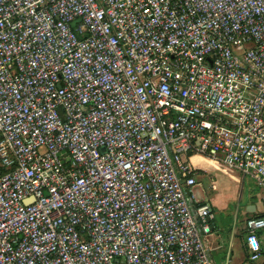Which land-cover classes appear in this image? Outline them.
I'll list each match as a JSON object with an SVG mask.
<instances>
[{
  "label": "built area",
  "instance_id": "2783aa9c",
  "mask_svg": "<svg viewBox=\"0 0 264 264\" xmlns=\"http://www.w3.org/2000/svg\"><path fill=\"white\" fill-rule=\"evenodd\" d=\"M189 153L264 189V0H0V264H215Z\"/></svg>",
  "mask_w": 264,
  "mask_h": 264
},
{
  "label": "rangeland",
  "instance_id": "374dc122",
  "mask_svg": "<svg viewBox=\"0 0 264 264\" xmlns=\"http://www.w3.org/2000/svg\"><path fill=\"white\" fill-rule=\"evenodd\" d=\"M188 163L193 167H200L201 170L204 171L212 170L213 172H216L218 174V180H216L218 191L225 192L231 190L237 192V197L235 200L229 201L226 210L221 211L220 213L214 212V220L217 224V228L213 233L218 235V238L220 239L218 241L221 242L222 246L219 250H210L209 252L210 256L217 261L222 258L220 255H228L230 252L234 257L240 256L241 243L239 231L232 234L230 230L233 228L234 223L235 226H239L241 211L247 209V201L256 202L258 206L259 204H261L260 206H264V189L256 185L250 176L242 175L238 171L229 168L218 161L212 160L203 154L191 153L188 156ZM253 210L254 209L251 211L247 210L246 212L251 213ZM261 230L264 231V227L261 228ZM229 241L230 243H228ZM204 245L206 247L205 241ZM261 256H264V249L262 250Z\"/></svg>",
  "mask_w": 264,
  "mask_h": 264
},
{
  "label": "crops",
  "instance_id": "0c3cea01",
  "mask_svg": "<svg viewBox=\"0 0 264 264\" xmlns=\"http://www.w3.org/2000/svg\"><path fill=\"white\" fill-rule=\"evenodd\" d=\"M194 168H195V175H196V181H197V184L194 187V189L200 199L209 201L212 206L213 215L211 219V230L204 237V241L206 243V249H207L208 255L211 258V260L215 264H259L260 262H262L264 260V256H261L262 250L264 249V231H262L261 229H258L256 231L259 245H260L259 256L255 260H252V261L245 258L247 249H246L245 242H244V233H245L244 218L246 216H250L248 214H257L260 212H264V206H260L261 204H259L258 206L256 202H248V201L247 203L252 204L253 205L252 209L254 210L251 213H247L246 211L247 210L251 211L252 209L242 210L241 211L242 213L240 212L241 216H240L239 226H235V223H234L233 228L230 230L232 234H234L236 231H239L240 243H241L240 256L234 257L232 253L230 252L228 255L227 254L223 256L220 255V257L222 258L218 261L216 259H213L212 256H210V252H209L210 250H219L221 249V246H222L221 242L218 241L220 240L218 238V235L217 234L215 235L213 233V231H215V229L217 228V224L214 220V212L220 213L221 211L226 210L229 204V201H233L237 197L236 196L237 192H234L231 190L225 191V192L218 191L217 186H216V180H218L217 179L218 174L216 172H213L212 170L204 171V170H201V168L197 166H194ZM228 243H230V241Z\"/></svg>",
  "mask_w": 264,
  "mask_h": 264
},
{
  "label": "trees",
  "instance_id": "16d2710c",
  "mask_svg": "<svg viewBox=\"0 0 264 264\" xmlns=\"http://www.w3.org/2000/svg\"><path fill=\"white\" fill-rule=\"evenodd\" d=\"M189 154H191V153H189ZM251 215H264V212H260V213H257V214H251ZM245 258L247 259V251H246V254H245ZM259 264H264V260L262 262H260Z\"/></svg>",
  "mask_w": 264,
  "mask_h": 264
},
{
  "label": "water",
  "instance_id": "95a60500",
  "mask_svg": "<svg viewBox=\"0 0 264 264\" xmlns=\"http://www.w3.org/2000/svg\"><path fill=\"white\" fill-rule=\"evenodd\" d=\"M253 208V205L252 204H248L247 205V209H252Z\"/></svg>",
  "mask_w": 264,
  "mask_h": 264
}]
</instances>
